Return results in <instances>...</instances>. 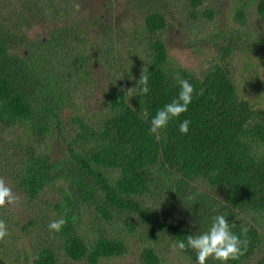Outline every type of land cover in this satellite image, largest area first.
I'll list each match as a JSON object with an SVG mask.
<instances>
[{
    "label": "trees",
    "instance_id": "16d2710c",
    "mask_svg": "<svg viewBox=\"0 0 264 264\" xmlns=\"http://www.w3.org/2000/svg\"><path fill=\"white\" fill-rule=\"evenodd\" d=\"M1 1L0 178L18 201L0 208L9 232L0 264H195L193 250L173 244L207 231L218 214L238 236L247 228V251L227 264H264V39L240 29L211 34L219 53L196 72L169 56L160 0H127L132 18L108 25L81 19L76 0H17L16 18L4 15L11 0ZM185 2L191 18L200 10L213 18L211 0ZM234 4L241 25L253 10L264 23V0ZM41 23L45 37L30 36ZM42 46L76 76L51 83L37 63ZM239 47L253 57L237 81ZM176 74L193 86L191 103L150 134L151 119L178 96ZM87 86L95 94L82 104L78 88ZM61 217L66 224L51 232Z\"/></svg>",
    "mask_w": 264,
    "mask_h": 264
},
{
    "label": "rangeland",
    "instance_id": "374dc122",
    "mask_svg": "<svg viewBox=\"0 0 264 264\" xmlns=\"http://www.w3.org/2000/svg\"><path fill=\"white\" fill-rule=\"evenodd\" d=\"M3 1L4 0L1 2ZM115 1L116 6L112 10L108 8L109 0H76V6L78 14L83 20H90L91 16L97 15L104 23L109 22L106 23V25L113 24V22L121 24L124 23V19L122 18L126 17L127 12L128 17L126 18L129 21L131 13L128 9L127 0ZM144 1L147 2L145 3L147 5L150 3L149 0ZM11 2L13 6L7 12L5 11L4 15L16 18L21 4H19L17 0H11ZM160 2H164L167 6V10H165L167 16V29H165L163 33V39L165 40L168 54L173 63L179 64L189 70L198 72L203 68H207L209 63L217 57L219 52L210 45L209 36L211 34L225 33L227 36L230 35L231 32L240 29L253 39H264V23L257 17L255 10L252 11L251 15L247 16L245 24L241 25L236 21L234 0H211L209 5H207L214 11L212 19L204 17L201 14L202 10L198 11L196 14V17L199 16L198 19L191 18L187 11H185V0H160L159 3ZM152 6L155 7L156 5L152 4ZM143 8L145 7L143 6ZM133 17L134 19L139 18L135 12H133ZM46 30L47 28L41 23L37 26H32L29 33L30 36L39 35L44 38ZM197 46L202 48L198 51L196 48ZM252 57L253 55L249 53V50L245 52L241 47L237 49L235 58L231 59L232 63L235 62L234 77L237 81L249 75V73L244 70L243 61L249 60ZM45 59H49V62L47 63ZM63 60L64 58H60L59 52H54L42 46V50H40V54L37 58V63L50 74L51 83L56 80L58 74H61V76L65 74L67 79L72 80L76 75L71 69H67L62 65ZM251 62L253 63L254 60L252 59ZM250 67L255 69V64H252ZM260 71L262 72L261 76L264 80V65L261 66ZM71 85L74 88L73 84ZM78 90L82 91L80 98L82 104L90 102V98L95 94L90 86L85 87L84 90L82 88H78ZM248 92L249 91L245 93ZM260 102L264 107V90ZM13 210L17 211L16 208ZM20 228H22V224L19 225V229Z\"/></svg>",
    "mask_w": 264,
    "mask_h": 264
},
{
    "label": "clouds",
    "instance_id": "9594fccd",
    "mask_svg": "<svg viewBox=\"0 0 264 264\" xmlns=\"http://www.w3.org/2000/svg\"><path fill=\"white\" fill-rule=\"evenodd\" d=\"M147 69H142L138 84L141 85V95L149 92ZM173 79L180 87L178 96L162 109L158 110L155 117L150 121L149 133L158 135L165 129L169 122L178 118L185 113L191 103L194 88L186 80L176 74ZM132 89L128 90L130 92ZM202 94V90L201 93ZM190 121L185 119L179 125V132L187 134ZM18 197L12 189L0 178V208L6 205L17 203ZM66 224V220L61 217L49 223L48 227L51 232H59ZM247 228L241 230V236L246 235ZM9 235L7 225L3 219H0V241ZM241 236L234 234L230 227L229 221L224 214H218L211 218L209 229L197 235H188L186 240H178L173 244V248L185 251L191 249L196 253L195 264H206V261L212 259L219 264H227L228 261L238 260L247 251L248 240L242 239Z\"/></svg>",
    "mask_w": 264,
    "mask_h": 264
}]
</instances>
